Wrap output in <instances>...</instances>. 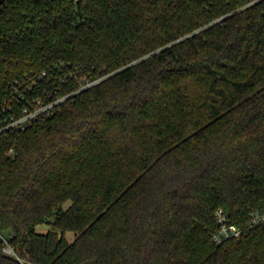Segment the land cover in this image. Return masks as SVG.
<instances>
[{
    "label": "trees",
    "instance_id": "trees-1",
    "mask_svg": "<svg viewBox=\"0 0 264 264\" xmlns=\"http://www.w3.org/2000/svg\"><path fill=\"white\" fill-rule=\"evenodd\" d=\"M75 91L0 134V264H264V0H0L1 117Z\"/></svg>",
    "mask_w": 264,
    "mask_h": 264
},
{
    "label": "built area",
    "instance_id": "built-area-1",
    "mask_svg": "<svg viewBox=\"0 0 264 264\" xmlns=\"http://www.w3.org/2000/svg\"><path fill=\"white\" fill-rule=\"evenodd\" d=\"M90 85L91 83L89 82L85 83L80 89L89 87ZM78 91L62 96L61 98H57L47 104H41L38 100H35L34 104L32 103L28 106L25 105L20 108V111L17 114L10 106L7 107L6 109L2 110L5 112L3 117H1L2 113L0 112V134L24 130L39 115L54 112L57 109V105L61 101ZM215 222L217 225V230L212 235V240L215 244H220L221 242L231 238L237 239L242 234L241 228L230 224L228 222L226 214L221 209H218L215 212ZM249 226H264V212L258 210L250 211ZM11 236V234L3 235L0 233V241L4 243V246L2 248L3 253L15 256L13 250L7 243L8 238H10Z\"/></svg>",
    "mask_w": 264,
    "mask_h": 264
},
{
    "label": "rangeland",
    "instance_id": "rangeland-1",
    "mask_svg": "<svg viewBox=\"0 0 264 264\" xmlns=\"http://www.w3.org/2000/svg\"><path fill=\"white\" fill-rule=\"evenodd\" d=\"M48 229H50V227H49V225H47V224H41V225H38V226L36 227V231H37V232H40V233H44V232H46ZM66 238H67V240H68L69 242L72 241L73 238H74L73 233L68 232V233L66 234ZM9 256H12V255H9Z\"/></svg>",
    "mask_w": 264,
    "mask_h": 264
}]
</instances>
